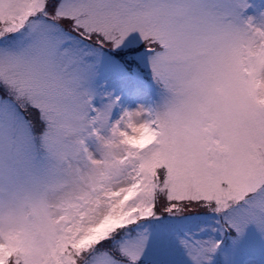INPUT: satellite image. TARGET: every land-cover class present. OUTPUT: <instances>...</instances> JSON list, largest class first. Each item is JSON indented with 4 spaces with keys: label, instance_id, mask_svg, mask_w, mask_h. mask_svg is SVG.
Wrapping results in <instances>:
<instances>
[{
    "label": "snow or ice",
    "instance_id": "1",
    "mask_svg": "<svg viewBox=\"0 0 264 264\" xmlns=\"http://www.w3.org/2000/svg\"><path fill=\"white\" fill-rule=\"evenodd\" d=\"M0 264H264V0H0Z\"/></svg>",
    "mask_w": 264,
    "mask_h": 264
}]
</instances>
